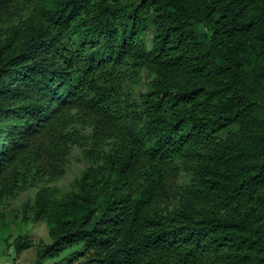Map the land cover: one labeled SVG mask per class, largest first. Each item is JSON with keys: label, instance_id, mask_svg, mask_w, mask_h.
<instances>
[{"label": "trees", "instance_id": "16d2710c", "mask_svg": "<svg viewBox=\"0 0 264 264\" xmlns=\"http://www.w3.org/2000/svg\"><path fill=\"white\" fill-rule=\"evenodd\" d=\"M71 122L91 164L39 190L31 264H264V0H0V205L65 173Z\"/></svg>", "mask_w": 264, "mask_h": 264}, {"label": "rangeland", "instance_id": "374dc122", "mask_svg": "<svg viewBox=\"0 0 264 264\" xmlns=\"http://www.w3.org/2000/svg\"><path fill=\"white\" fill-rule=\"evenodd\" d=\"M152 29H146V37L150 43ZM145 76V75H144ZM146 77H143L142 83L138 86L125 89V95L128 98L139 100V97L145 92ZM70 127L77 128L83 134L80 144L73 143L69 148L68 160L65 173L56 179H48L44 177L39 182H35L32 186L22 190L14 197H7L0 205V226L8 228L10 231L7 236V231L0 235V264H31L36 253V244L40 239L46 241L47 228L44 222H33L32 224L23 225L24 217L31 218L33 216L35 200L41 188L51 189L49 191L68 188L71 183L79 178L83 172L90 166L91 161L85 156L84 148L90 144V127L87 124L71 122ZM190 177V173L183 168L179 170L176 177V182L179 185L184 184ZM178 195L174 199H170L166 205L167 209L172 208L175 204ZM19 227L20 231L18 232ZM26 232L32 239V246L21 250L19 253L14 252L12 240L19 234Z\"/></svg>", "mask_w": 264, "mask_h": 264}]
</instances>
